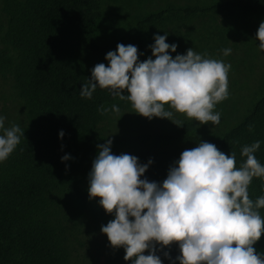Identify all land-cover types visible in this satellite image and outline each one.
<instances>
[{
	"label": "trees",
	"instance_id": "1",
	"mask_svg": "<svg viewBox=\"0 0 264 264\" xmlns=\"http://www.w3.org/2000/svg\"><path fill=\"white\" fill-rule=\"evenodd\" d=\"M99 8L100 0H0V86L8 79L13 91L10 95L0 88L2 112H16L12 121L24 132L13 153L0 162V264H74L69 237L78 230L75 224L103 233L102 226L114 219L99 198L90 199L82 169L85 163L91 172L98 145L111 139L113 154L134 155L142 165L152 160L141 178L162 183L193 128L185 121L165 133L101 134L98 124L105 114L98 108L116 97L98 86L91 99L82 98L83 84L95 65L108 64L106 55L118 44L137 46L141 55L144 39L166 18L162 12L139 16L123 35L99 41ZM209 8L263 14L264 0H225ZM204 138L227 155L234 152L237 167L246 160L242 147L260 141L255 156L264 165V88L239 122ZM65 155L70 159L62 161ZM248 191L253 201L264 196V179L253 178ZM259 212L264 218V208ZM254 247L264 254V235ZM156 249L163 264H179L177 243ZM124 256L123 247L114 248L99 263L131 264Z\"/></svg>",
	"mask_w": 264,
	"mask_h": 264
},
{
	"label": "clouds",
	"instance_id": "2",
	"mask_svg": "<svg viewBox=\"0 0 264 264\" xmlns=\"http://www.w3.org/2000/svg\"><path fill=\"white\" fill-rule=\"evenodd\" d=\"M256 39L264 51V21ZM154 40L149 47L155 58L143 62L132 44L121 43L109 51L108 64L94 66L81 97L91 99L99 86L131 102L134 112L149 120L166 118L182 126L173 119L174 110L201 125H219L221 113L215 106L229 97L231 64L206 58L193 48L173 58L169 50L175 53L178 45L167 43V34L155 35ZM222 51L225 56L231 54L230 48ZM98 111L104 115L120 109L113 104L111 108L100 106ZM5 120L0 115V162L7 160L24 136L17 124L5 127ZM112 143L108 139L98 145L88 193L114 216L101 231L113 248H124L125 261L163 264L156 245L164 248L177 243L179 264H264V254L254 247L264 235V218L259 212L264 196L253 201L248 191L253 178L264 179V165L255 156L260 141L242 147L246 160L239 167L234 152L227 155L215 144L201 141L180 154L162 183L141 178L152 160L142 165L134 155H115ZM69 159L62 157V161Z\"/></svg>",
	"mask_w": 264,
	"mask_h": 264
},
{
	"label": "rangeland",
	"instance_id": "3",
	"mask_svg": "<svg viewBox=\"0 0 264 264\" xmlns=\"http://www.w3.org/2000/svg\"><path fill=\"white\" fill-rule=\"evenodd\" d=\"M221 1L225 0H100L97 25L99 41L123 35L139 16L162 12V16L166 18L164 26L144 39L146 49L139 56L141 62L149 57L155 58L149 47L155 43V35L167 34L166 42L178 45L175 53L169 50L173 58L178 54H186L189 48H193L198 54H206V58L231 64L228 73L229 97L215 106V111L221 113L219 125H212L211 122L201 125L195 119H189L185 114L173 110V119L181 123L187 121L193 125L188 132V138L181 142L183 151L206 141L204 138L206 136H217L230 129L242 119L263 92L264 51L259 50L256 33L260 23L264 21V13L251 14L238 10L221 11L209 8ZM193 6L201 10L194 13L183 11L186 7ZM225 48L231 49L230 55H223L222 50ZM0 88L12 95L8 79ZM2 104L4 101L0 96V115L6 117L5 127H11L15 124L12 120L18 114L12 109L3 113ZM113 104L119 107L120 112L109 111L98 124L99 131L105 137L165 133L177 127L169 119L154 117L149 120L135 113L131 102L120 100L119 97L107 104V108H111ZM82 169L89 181L90 171L85 163ZM75 225L78 230L69 237L74 264H100L103 256L114 251L106 234L96 232L86 225L84 227Z\"/></svg>",
	"mask_w": 264,
	"mask_h": 264
}]
</instances>
